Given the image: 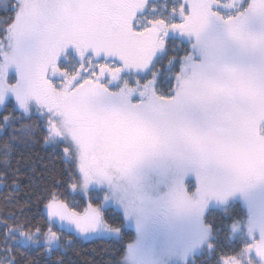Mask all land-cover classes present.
<instances>
[{"label": "snow or ice", "instance_id": "snow-or-ice-1", "mask_svg": "<svg viewBox=\"0 0 264 264\" xmlns=\"http://www.w3.org/2000/svg\"><path fill=\"white\" fill-rule=\"evenodd\" d=\"M22 166L0 264L92 238L104 264H264V0H0V182Z\"/></svg>", "mask_w": 264, "mask_h": 264}, {"label": "trees", "instance_id": "trees-1", "mask_svg": "<svg viewBox=\"0 0 264 264\" xmlns=\"http://www.w3.org/2000/svg\"><path fill=\"white\" fill-rule=\"evenodd\" d=\"M27 156H30L33 159L39 157L44 164H51L55 167V169L59 171L63 170L64 165L62 164L59 151L51 145H44L43 143H38L29 150ZM28 174H30V168L22 166L20 173L22 178V184L20 187L16 188L15 191H13L9 187L11 181H9L8 183L0 182V209L4 208L6 201L13 198H20L21 203L24 202V198L29 194L27 180L24 179V177ZM75 200L76 203L86 207V197L83 201H81L80 196H76ZM27 206L32 209L33 213H37V221L42 219V217L38 214L37 202L34 199ZM40 209H42V205L40 206ZM8 211H12L11 205L8 206ZM128 233L129 236L134 234L129 229ZM107 239L108 238H97L93 240L80 239L76 246L75 253L72 255L74 264H104V262L110 259V255L106 254V252L111 249V245L107 242ZM29 255L35 256V253H29ZM38 259L39 264H44L42 258Z\"/></svg>", "mask_w": 264, "mask_h": 264}, {"label": "rangeland", "instance_id": "rangeland-1", "mask_svg": "<svg viewBox=\"0 0 264 264\" xmlns=\"http://www.w3.org/2000/svg\"><path fill=\"white\" fill-rule=\"evenodd\" d=\"M86 199H87V197H86ZM129 230H131V231L134 233V230H132V229H129ZM93 239H97V238H92V239H84V240H93Z\"/></svg>", "mask_w": 264, "mask_h": 264}]
</instances>
